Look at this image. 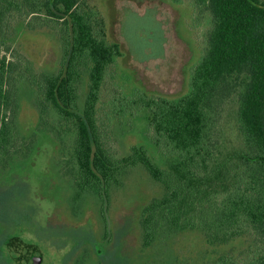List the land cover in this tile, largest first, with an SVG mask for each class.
I'll use <instances>...</instances> for the list:
<instances>
[{
    "label": "trees",
    "instance_id": "16d2710c",
    "mask_svg": "<svg viewBox=\"0 0 264 264\" xmlns=\"http://www.w3.org/2000/svg\"><path fill=\"white\" fill-rule=\"evenodd\" d=\"M170 1H187L181 10L188 9L189 18L196 11L210 17L186 91L176 97L152 95L131 77L130 94L116 90L114 108L106 100L107 81L127 50L116 29L110 40L100 0H0V31L9 35L14 22L29 30L57 31L62 42L57 72L29 81L37 92L41 124L61 139H73V167L66 174L77 198L89 192L103 200L122 177L142 166L163 188V195L141 212L144 248L163 232L200 231L215 246L245 240L252 250L249 262L264 264V0ZM185 24L189 34H182L195 48L201 43L193 38L189 20ZM3 49L10 52L8 39L0 45V167L18 152L16 126L8 117L19 105L17 65ZM142 114L165 167L145 146L131 147L122 158L111 152L110 121ZM230 123L236 139L228 147L224 137ZM205 264L242 263L226 252Z\"/></svg>",
    "mask_w": 264,
    "mask_h": 264
},
{
    "label": "rangeland",
    "instance_id": "374dc122",
    "mask_svg": "<svg viewBox=\"0 0 264 264\" xmlns=\"http://www.w3.org/2000/svg\"><path fill=\"white\" fill-rule=\"evenodd\" d=\"M183 3L100 0L110 40L116 29L127 50L107 81L105 96L113 108L117 91L130 94L131 77L152 95L176 97L186 91L191 66L202 55L210 17L196 11L189 18V10H181ZM188 20L193 38L201 43L195 48L182 34H189ZM8 33L0 31V45L8 39L11 50L3 49L2 55L17 65L19 105L8 117L16 126L18 152L0 167V264H31L34 251L43 256V264H205L226 252L242 264H254L249 262L252 250L245 240L215 246L200 231L163 232L151 248H144L141 212L163 195V188L142 166L122 177L120 186L111 187L103 200L89 192L77 198V187L66 174L73 167V139L67 135L61 139L52 127L41 124L37 92L29 81L41 73L57 72L62 42L54 28L29 30L23 22L12 23ZM80 95L82 105L85 84ZM112 121L114 156L122 158L131 147L145 146L165 167V159L149 139L145 114ZM224 139L226 146L234 144L233 124L227 126Z\"/></svg>",
    "mask_w": 264,
    "mask_h": 264
},
{
    "label": "water",
    "instance_id": "95a60500",
    "mask_svg": "<svg viewBox=\"0 0 264 264\" xmlns=\"http://www.w3.org/2000/svg\"><path fill=\"white\" fill-rule=\"evenodd\" d=\"M33 264H43V256L37 255L36 259L33 261Z\"/></svg>",
    "mask_w": 264,
    "mask_h": 264
},
{
    "label": "flooded vegetation",
    "instance_id": "af4514ba",
    "mask_svg": "<svg viewBox=\"0 0 264 264\" xmlns=\"http://www.w3.org/2000/svg\"><path fill=\"white\" fill-rule=\"evenodd\" d=\"M30 253H31V255H30L29 260L31 261V264H33V261L36 259L37 254H36L35 251L34 252H30Z\"/></svg>",
    "mask_w": 264,
    "mask_h": 264
}]
</instances>
